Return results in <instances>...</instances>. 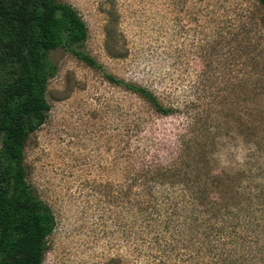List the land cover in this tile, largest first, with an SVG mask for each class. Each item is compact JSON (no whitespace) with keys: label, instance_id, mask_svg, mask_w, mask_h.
Wrapping results in <instances>:
<instances>
[{"label":"rangeland","instance_id":"obj_1","mask_svg":"<svg viewBox=\"0 0 264 264\" xmlns=\"http://www.w3.org/2000/svg\"><path fill=\"white\" fill-rule=\"evenodd\" d=\"M61 1L82 17L85 51L105 72L175 112L161 116L71 54H53L49 116L25 149L26 181L56 223L43 264H173L158 246H141L136 194L147 193L140 183L149 177L177 171L209 179L219 193L246 182H227L232 173L264 164L245 142L264 137V8L257 0Z\"/></svg>","mask_w":264,"mask_h":264},{"label":"trees","instance_id":"obj_2","mask_svg":"<svg viewBox=\"0 0 264 264\" xmlns=\"http://www.w3.org/2000/svg\"><path fill=\"white\" fill-rule=\"evenodd\" d=\"M257 2L264 8V0ZM87 38L78 11L61 0H0V264H43L46 240L55 229L52 209L26 181L25 171L26 143L49 116L46 90L58 71L55 52L65 51L99 71L157 114L175 112L146 88L105 72L85 51ZM247 140L253 151L264 153V137ZM232 174L227 182L237 175L246 182L219 193L209 179L183 177L180 171L140 183L150 187L136 194L145 234L139 236L141 246H158L173 264H238L239 258L264 264V183L255 181L264 178V164Z\"/></svg>","mask_w":264,"mask_h":264}]
</instances>
